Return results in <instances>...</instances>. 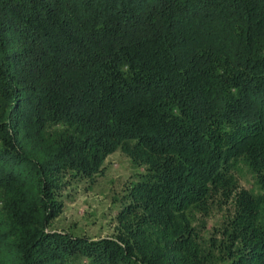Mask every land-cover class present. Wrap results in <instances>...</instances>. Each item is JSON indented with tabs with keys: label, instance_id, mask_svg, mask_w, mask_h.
Here are the masks:
<instances>
[{
	"label": "trees",
	"instance_id": "trees-1",
	"mask_svg": "<svg viewBox=\"0 0 264 264\" xmlns=\"http://www.w3.org/2000/svg\"><path fill=\"white\" fill-rule=\"evenodd\" d=\"M117 151L115 236L52 229ZM0 264H264V0H0Z\"/></svg>",
	"mask_w": 264,
	"mask_h": 264
},
{
	"label": "rangeland",
	"instance_id": "rangeland-1",
	"mask_svg": "<svg viewBox=\"0 0 264 264\" xmlns=\"http://www.w3.org/2000/svg\"><path fill=\"white\" fill-rule=\"evenodd\" d=\"M140 168L129 157L117 151L105 163L104 171L93 180L75 181L63 188L61 213L52 221V229L68 231L77 236L93 239L115 236L116 212L120 207L117 199L137 179ZM242 178V184L253 183Z\"/></svg>",
	"mask_w": 264,
	"mask_h": 264
}]
</instances>
